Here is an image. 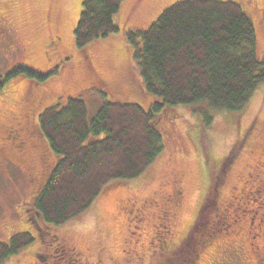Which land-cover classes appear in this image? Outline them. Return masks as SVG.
<instances>
[{"label":"rangeland","instance_id":"1","mask_svg":"<svg viewBox=\"0 0 264 264\" xmlns=\"http://www.w3.org/2000/svg\"><path fill=\"white\" fill-rule=\"evenodd\" d=\"M81 1L0 0V82L6 81L0 89V95L7 92L6 88H11L9 94L0 96V136L7 137L8 141L3 142L0 137L1 242H7L9 235L24 224L23 219L27 214L21 209L25 203L21 204L32 195L30 181L38 173L39 156L48 157L47 160L51 158L45 140L37 139L41 141L37 145L35 139H31L22 150L21 146L14 145L18 143L13 142L9 138L10 134L4 130L6 126L20 123V126L28 129L34 125L40 135L37 118L47 101H37L34 96L41 97L43 92L39 91L42 89L33 87L25 75L7 80L5 75L16 65H25L44 74L46 69H57L55 66L60 65L63 59L70 61L62 72L65 80L63 93L81 97L89 115L93 116L103 103L113 98L112 83L117 77L120 79L121 73L124 74L130 67L129 53L132 46L125 41L123 31L128 34L130 31L147 30L168 0H121L113 19L120 29L124 28L123 31L90 40L84 47L78 48L74 29L80 16ZM246 5L254 21L256 53L262 57L264 14L261 13V0H248ZM54 20L58 23V29L53 35L61 38L64 53L60 50L55 54L48 52V26ZM49 28L53 29L51 26ZM130 65L135 67L132 62ZM45 81L33 84L44 88ZM67 97L61 98L59 103L64 104ZM201 108L202 105L185 106L168 111L169 115L180 116L174 115L176 136L171 137V140L165 136L164 149L145 172L135 191L130 192L121 186L110 187L112 192L99 197L94 207L87 212L62 227L51 228L52 237H57L55 241L22 250L16 255L18 259L9 260L8 264H38L36 254L42 257L48 254L50 258L55 254L60 258L63 253L66 254V260H59V264H147L156 248L151 242L154 240L157 243V238L165 234L162 225L165 223L169 226L166 240L173 241L181 237L197 215L201 197L207 193L211 198L209 192L214 183L211 176L201 181V165L216 166L248 130L249 137L243 141L224 170L222 180L217 185V194L206 203L212 205L210 208L217 209V215H214L215 220L210 218L208 222L212 223L211 227L214 226L202 230L199 242L203 247L197 251L194 264H264V86L253 92L240 115L230 113L227 120L224 113L215 112L212 121L206 128L203 127L204 131L195 139L199 148L196 150L186 138L185 131L189 122L197 116L194 113H199ZM189 131L192 137L196 136V129L191 126V122ZM37 152L40 154L37 155ZM128 198L130 200L127 202L138 207L148 201L152 203L145 214H127L118 205ZM154 200L160 204L159 208L153 204ZM170 208L174 209L168 214V218H171L164 222L159 216ZM224 208H228L231 218H226ZM221 214H225V220L223 217L220 220ZM37 229L42 241H47L44 232L39 227ZM254 229L261 234L253 243V246L259 247L257 251L252 250L250 243L253 241L251 231ZM55 246L59 250L56 253L53 251ZM128 248H134L137 252L132 263L124 259ZM77 251L81 252V257L74 255Z\"/></svg>","mask_w":264,"mask_h":264},{"label":"trees","instance_id":"2","mask_svg":"<svg viewBox=\"0 0 264 264\" xmlns=\"http://www.w3.org/2000/svg\"><path fill=\"white\" fill-rule=\"evenodd\" d=\"M120 1H82L74 29L78 48L121 31L113 19ZM246 3L248 0H172L147 30L125 32V41L132 46L131 53L127 47L125 50L135 67L129 63L113 94L108 91L113 98L93 116L81 97L63 93L64 74H59L58 65L57 69H46L44 74L16 65L5 75L6 80L25 75L33 87L42 89L41 97L34 96L37 101L47 100L37 118L39 140L47 142L51 158L43 156L41 161H45L40 162L38 173L30 181L32 195L21 204L27 207H21L27 214L24 224L9 235L7 242L0 241V264L18 259L16 255L31 246L53 242L51 228L62 227L87 212L99 197L112 192L111 188H137L164 149L165 136L170 140L176 136L173 124L175 117L180 116L169 115L172 108L203 106L190 121L196 136L190 134V122L185 131L196 150L199 148L195 139L215 112L224 113L227 120L230 113H243L253 92L264 86V55L257 56L254 21ZM261 4L264 14V0ZM56 49L51 54L65 52L63 48ZM65 63L63 60L60 65ZM43 80L47 81L44 88L33 84ZM4 82H0V89ZM10 89L6 88L5 96ZM65 97V103H59ZM248 133L249 130L216 166L201 165V181L211 176L214 183L209 192L211 198L207 193L201 197L191 229L177 245L160 253V241L151 242L156 248L147 264H194L197 251L203 247L199 242L202 230L211 227L209 219L215 220L214 214L217 215V209L206 203L214 199L226 166ZM222 217L225 219L224 214L220 220ZM36 227L44 232L47 241H42ZM130 243L131 240L126 245ZM126 251L124 259L132 263L137 252L134 248ZM36 258L38 264L54 262L50 257L44 261L46 256Z\"/></svg>","mask_w":264,"mask_h":264},{"label":"flooded vegetation","instance_id":"3","mask_svg":"<svg viewBox=\"0 0 264 264\" xmlns=\"http://www.w3.org/2000/svg\"><path fill=\"white\" fill-rule=\"evenodd\" d=\"M57 21L56 20H54V21H50V24H49V26H48V39H47V48H48V52H49V54H51V52L53 51V49L54 48H62V40H61V38L58 36H56V35H53L54 34V32L58 29L57 28ZM52 27L53 29H51L50 30V28L49 27ZM61 51V50H60ZM64 60V59H63ZM63 63V62H62ZM69 63H70V61H66V63L64 64V65H62L61 64V66L60 65H58V70L60 69V75H62L63 73V71H64V69H66L65 68V66H67V65H69ZM71 63H72V61H71ZM118 83H120V79H116V80H114V82L112 83V85H113V88L114 89H116V87H117V84ZM15 126H18V127H20V128H17V129H15L16 127ZM5 129V131L6 132H8L9 134H10V137L9 138H11V140L13 141V142H16V143H18V144H15L14 143V145L15 146H17V147H22V150L28 145V143H29V141L31 140V139H34V137H37L38 139L39 138H41L40 137V135H38L37 134V132H36V129H35V126L33 125V126H31V128H26V127H22V126H20V123H16V125H14V126H6V127H4ZM1 138H3V142H6L7 141V137H2V136H0ZM37 139H35V141H36ZM12 141H10V142H12ZM6 143H8V141L6 142ZM37 145H40L39 143H36ZM38 149V148H37ZM18 151H20V150H18ZM39 154V152H37V155ZM42 158H43V155H40L39 156V160H40V162H44V161H41L42 160ZM44 164V163H43ZM130 192H133V191H135V189L134 188H130V187H126ZM133 197V196H132ZM183 197V195H181V198ZM130 199L128 198L126 201H123V203L119 206L118 205V207H119V209L120 210H122V211H124V213H126L127 212V214H137V215H142V214H145V210H147V208H148V206L149 205H151V201H148V202H146L145 204H142V206H140V207H138L137 205H134V204H132L131 202H127V201H129ZM147 203H148V205H147ZM155 203V200H154V202H153V204ZM155 205L159 208V203L156 201V203H155ZM177 205L179 206V203H177ZM230 206H228V208H229ZM24 208L25 209H27V207H23V210H24ZM228 208H224V211H225V214H226V218L228 219V218H231V213L229 212V210H228ZM22 210V211H23ZM174 209L173 208H170L169 209V211H166L165 210V212L166 213H162L161 214V216H159V217H162L161 219L165 222L166 221V219L167 220H169V218H171V217H169L168 218V214H171V212L173 211ZM228 211V212H227ZM23 213H25L24 211H23ZM26 214V213H25ZM224 214V215H225ZM26 218V217H25ZM24 218V219H25ZM171 221H172V219H170ZM225 220V219H224ZM163 221H161L162 223H163ZM174 225V224H173ZM162 227H163V230L162 231H164L165 232V234L164 235H160V238L158 239V241H160V244L161 245H159L158 244V250L160 251V253H162V252H165V251H167V250H169V248L172 246V245H177V243L178 242H180V239H182L183 238V235L181 236V237H178V238H176L175 240H173V241H169V240H166V234H167V232H168V229H169V226L168 225H166L165 223H164V225H162ZM188 229H187V231H188V233H189V231H190V229H191V223L188 225V227H187ZM252 229H253V227H252ZM186 231V232H187ZM260 232V231H259ZM188 233L187 234H184V237H186L187 235H188ZM251 233H252V235H251V238L253 239V241L252 242H250L251 243V248H252V250H254V251H257L258 250V246L257 245H255V246H253V243L258 239V236H259V234L260 233H258L257 232V230L256 229H254L253 231H251ZM260 236H261V234H260ZM55 239H57V238H53L52 240L53 241H55ZM151 242V241H150ZM73 249V248H72ZM64 250V249H63ZM53 251H54V253H56L57 251H59L58 250V248H57V246H55L54 248H53ZM62 252H66V251H62ZM73 254V253H72ZM64 255H66L65 253H63V255L60 257V258H58L57 257V255H55V254H52L51 256H52V258L54 259V262L53 263H51V264H59L58 263V261L60 260L61 261V259L62 260H66V259H64ZM76 257H81V253L80 252H77V253H75L74 254ZM37 256H39L38 254H36L35 255V257H37ZM48 257H50L48 254H47V256H46V258H44V261L48 258ZM45 264H47V261L45 262Z\"/></svg>","mask_w":264,"mask_h":264}]
</instances>
